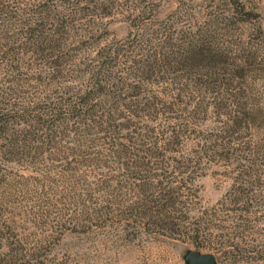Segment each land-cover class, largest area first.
Segmentation results:
<instances>
[{"label":"rangeland","instance_id":"374dc122","mask_svg":"<svg viewBox=\"0 0 264 264\" xmlns=\"http://www.w3.org/2000/svg\"><path fill=\"white\" fill-rule=\"evenodd\" d=\"M117 2L124 4V0ZM233 2L244 4L257 18L230 34L223 32L217 47L229 74L241 59L237 57L257 50L251 65L238 66L232 79L241 84L234 86L245 89L249 102L256 103L255 122L263 125L261 129L244 126L222 146L229 159H221L214 134L222 124L211 111L193 110V101L186 110L163 113L159 108L157 116L139 123L137 133L124 131V136L135 135L140 144L134 140L127 145L134 157H127L128 161L106 156L101 136L92 147L80 148L68 135L36 160L2 162L0 264H198L209 256L216 264H264V186L245 193L250 201H236L238 194L231 189L239 170L250 164L264 169V0H148L155 11L145 18L148 24H172L179 41ZM119 9L101 21L96 34L103 37V44L124 40L131 31L130 20L137 12ZM225 14L232 15L229 10ZM259 25L262 32L256 34L252 29ZM23 63L34 65L31 57H24ZM5 68L0 84L13 78ZM40 70L29 67L20 73L27 97L39 91L34 80L45 75ZM156 90L150 93L158 94ZM162 102L167 105L171 98L163 97ZM255 147L260 150L252 156L247 149ZM92 159L100 164L91 163ZM248 159H254V164ZM124 165L133 167L129 174L121 169ZM144 185L150 190L142 192ZM165 192L176 201L183 234L142 227L151 212L148 207L137 209L136 203L143 200L155 211L150 201L169 199ZM196 228L203 229L199 249L186 234Z\"/></svg>","mask_w":264,"mask_h":264},{"label":"trees","instance_id":"16d2710c","mask_svg":"<svg viewBox=\"0 0 264 264\" xmlns=\"http://www.w3.org/2000/svg\"><path fill=\"white\" fill-rule=\"evenodd\" d=\"M117 1L0 0V72L6 67L13 76L0 84V164L36 160L43 150L55 148L68 135H73L80 148L92 147L101 136L106 156L117 162L128 161L127 157H134L127 145L134 140L138 147L140 144L135 135L124 136V131L137 133L139 123L144 118L153 119L159 108L163 113L175 108L186 110L193 101V110L211 111L222 124L214 134L218 142L214 148L221 159H229L222 146L244 126L261 129L263 125L255 122L256 103L249 102L245 89L234 86L241 84L232 79L239 67L251 65L256 59L253 51L257 50L237 57L241 59L232 65L236 67L232 75L227 73L226 60L217 47L223 32L229 30L230 34L257 18L250 9L233 2L228 9L210 16L215 19L205 23L204 28L178 41L172 24H148L146 14L153 16L155 11L148 0H124V4ZM119 8L137 12L130 20L131 31L124 40L103 44V37L96 32L102 27L101 21ZM228 10L232 15L225 17ZM233 17L236 22L231 21ZM252 30L259 34L262 25ZM235 46L240 48L239 44ZM24 57H31L34 65L24 64ZM29 67L45 71V75L35 78L39 91L31 97L21 88L20 77L21 71ZM154 88L158 94L150 93ZM163 97H170L171 102L163 105ZM207 97L209 103L204 101ZM258 150L247 149L252 156H257ZM92 162L100 164L99 159ZM248 162L254 164V159ZM250 165L239 170L233 180L231 189L238 194L236 201H250L247 194L258 185L264 186V169ZM131 168L121 167L127 174ZM148 190L144 185L142 192ZM165 194L169 199L150 201L155 211L143 200L136 203L137 209L148 207L151 212L146 221L142 217V227L183 234L177 223L180 214L175 210L176 201L168 192ZM202 232L196 228L186 233L196 249L201 248Z\"/></svg>","mask_w":264,"mask_h":264},{"label":"water","instance_id":"95a60500","mask_svg":"<svg viewBox=\"0 0 264 264\" xmlns=\"http://www.w3.org/2000/svg\"><path fill=\"white\" fill-rule=\"evenodd\" d=\"M197 263L198 264H216V260L214 257L209 256V257H204L202 259H199Z\"/></svg>","mask_w":264,"mask_h":264}]
</instances>
